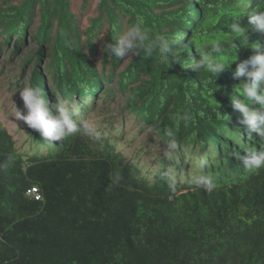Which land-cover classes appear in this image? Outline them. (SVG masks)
Wrapping results in <instances>:
<instances>
[{
	"label": "trees",
	"instance_id": "16d2710c",
	"mask_svg": "<svg viewBox=\"0 0 264 264\" xmlns=\"http://www.w3.org/2000/svg\"><path fill=\"white\" fill-rule=\"evenodd\" d=\"M259 2L100 0L104 12L87 30L91 55L105 23L112 42L124 17L130 25L142 22L153 36L165 35L183 52L180 63L167 66L159 55L135 57L118 75V90L129 88L126 109L143 126H155L168 153L156 174H144L115 141L75 135L51 146L32 130L38 151L29 154L0 122V264H264V168L248 170L239 161L245 150L259 148L260 138L239 123L242 115L232 106L241 82L233 76L236 64L219 77L191 69L204 51L223 60L238 55V62L256 54L239 40L236 50L226 25L229 12L243 18ZM38 8V42H50L56 29L51 66L61 103L104 94L122 60L112 58L108 74L97 71L83 49L70 0L8 7L2 19L8 38L23 43ZM241 26L264 53V32L252 31L247 16ZM31 85L49 103L59 100L39 71ZM200 175L216 187L198 185ZM31 188L41 199L27 195Z\"/></svg>",
	"mask_w": 264,
	"mask_h": 264
},
{
	"label": "rangeland",
	"instance_id": "374dc122",
	"mask_svg": "<svg viewBox=\"0 0 264 264\" xmlns=\"http://www.w3.org/2000/svg\"><path fill=\"white\" fill-rule=\"evenodd\" d=\"M25 1L0 0V122L14 137L17 148L31 154L37 149L35 139L32 137L34 136L32 134L33 129L29 128L23 120L15 118L16 107L26 114L19 91L26 86H32L33 73L39 71L46 78L48 90L53 95L52 97L59 99H53V101L61 102V100L54 82L55 71L51 66L54 57L56 29L52 30L50 42L44 44L38 42L37 37L41 26L39 8L36 9L34 16L31 18V23L28 24L23 43L18 44L16 36L9 39L4 31L6 23L2 22V19L3 14H6L8 10L7 8L21 6ZM99 3L100 0H88V2H85V0H70V12L74 15L76 29L85 54L95 64L100 74H108L111 70L112 59L107 57L106 63L103 64L105 61L103 47L105 43L111 42L107 22L97 39L101 36L104 37L100 40L96 39L95 56L90 54V50L86 45L87 30L90 28L92 21L98 18L101 12H104L103 10L100 11ZM155 12L158 13L159 10ZM128 21L129 18H122L123 31L130 26ZM56 25L57 22H55V27ZM130 62L131 60L124 64V60H122L120 67L114 71L115 77L104 87V90H106L104 94L97 95L95 98L91 95L84 100L77 96L78 99L75 100L74 98L72 105L86 115L91 122L92 133L88 135L89 137H94V139L100 137L102 141H115L119 146V150L127 157L126 161H139L138 163L143 165L144 174H156L160 170L163 155L166 152L168 153V151H165L167 142L161 140L155 132V126H143L139 118H136L129 108L126 109L129 88L125 93L118 90V75ZM136 85H139V83ZM110 89L115 90L114 94L106 98L105 95ZM80 99L82 102H80ZM64 100L67 101L65 98ZM53 101L49 103V109L53 105ZM56 115L58 114L56 113ZM57 142L60 143L61 141ZM170 149L172 150V148ZM193 175L194 171L191 170L190 176Z\"/></svg>",
	"mask_w": 264,
	"mask_h": 264
},
{
	"label": "clouds",
	"instance_id": "9594fccd",
	"mask_svg": "<svg viewBox=\"0 0 264 264\" xmlns=\"http://www.w3.org/2000/svg\"><path fill=\"white\" fill-rule=\"evenodd\" d=\"M228 15L232 17V22L226 26L231 29L230 36L234 38L233 43L235 40H239L242 46L251 49L256 54L238 62V55L223 60L209 51H204L199 54L200 59L195 60L191 69L198 73H210L214 77H219L223 71L230 69L232 64H236L233 76L234 79L241 82L234 89L237 95L232 97V106L242 115L239 123L256 133L260 138L259 148L253 146L251 149L245 150V154L240 156L239 161L242 162L245 169L259 170L264 168V53L259 51V44L250 43V30L241 26V20L247 16L252 31L264 32V0H260L255 10L248 12L243 18L235 12H229ZM60 35L64 37L65 33L61 32ZM103 37L101 36L97 40ZM63 42L65 47H72L71 41L64 40ZM103 51L108 59L124 60V64L138 56L152 58L159 55L166 66L180 63L183 59V52L179 50L175 41L163 34L153 36L140 21L131 24L112 39V42L105 43ZM125 58L127 59L125 60ZM19 94L23 100L26 114L16 107L15 118L23 120L29 128L38 132L45 142L62 141L75 135H91L92 125L88 117L68 101L63 103L58 101L53 106L58 115H53L49 109V101L45 99L39 86H26L19 91ZM256 105H259V108H256ZM196 183L209 191L216 187L213 180L206 175L198 176ZM32 189L36 188H31L28 191ZM28 191L27 195L35 199L28 194ZM39 199H41V194Z\"/></svg>",
	"mask_w": 264,
	"mask_h": 264
},
{
	"label": "built area",
	"instance_id": "2783aa9c",
	"mask_svg": "<svg viewBox=\"0 0 264 264\" xmlns=\"http://www.w3.org/2000/svg\"><path fill=\"white\" fill-rule=\"evenodd\" d=\"M28 194L35 197V199H39L40 198V194L39 191L36 189H32L31 191H28Z\"/></svg>",
	"mask_w": 264,
	"mask_h": 264
}]
</instances>
